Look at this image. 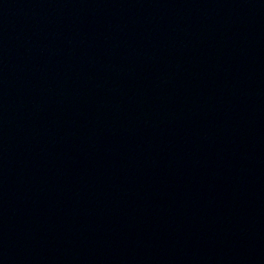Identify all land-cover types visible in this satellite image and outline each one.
Listing matches in <instances>:
<instances>
[{
    "label": "water",
    "instance_id": "water-1",
    "mask_svg": "<svg viewBox=\"0 0 264 264\" xmlns=\"http://www.w3.org/2000/svg\"><path fill=\"white\" fill-rule=\"evenodd\" d=\"M0 264H264V0H0Z\"/></svg>",
    "mask_w": 264,
    "mask_h": 264
}]
</instances>
